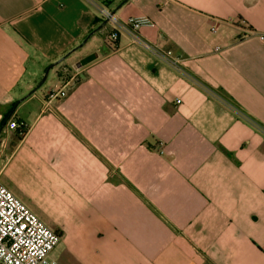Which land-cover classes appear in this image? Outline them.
<instances>
[{
    "label": "crops",
    "instance_id": "obj_1",
    "mask_svg": "<svg viewBox=\"0 0 264 264\" xmlns=\"http://www.w3.org/2000/svg\"><path fill=\"white\" fill-rule=\"evenodd\" d=\"M122 1L0 0L2 183L59 233V264H264V0L116 11L178 67L108 23L84 43Z\"/></svg>",
    "mask_w": 264,
    "mask_h": 264
},
{
    "label": "built area",
    "instance_id": "obj_2",
    "mask_svg": "<svg viewBox=\"0 0 264 264\" xmlns=\"http://www.w3.org/2000/svg\"><path fill=\"white\" fill-rule=\"evenodd\" d=\"M99 11L101 17L108 20L111 26L107 35L108 43L114 44L122 33L130 32L135 43L155 53L170 65L178 67L181 60L174 57L171 51H161L140 37V29L152 25L148 18L130 17L122 21L116 15H112V11L106 7H101ZM216 29L214 27L212 31L215 32ZM262 39L264 40V37ZM76 81L77 74L68 75L66 73L63 86L58 90L49 91L46 104L50 105L67 98ZM8 128L20 130L24 126L12 121ZM60 241L59 233L48 228L32 210L4 186L0 179V263L59 264L50 255L58 247Z\"/></svg>",
    "mask_w": 264,
    "mask_h": 264
},
{
    "label": "water",
    "instance_id": "obj_3",
    "mask_svg": "<svg viewBox=\"0 0 264 264\" xmlns=\"http://www.w3.org/2000/svg\"><path fill=\"white\" fill-rule=\"evenodd\" d=\"M129 0H123L119 5H118V7L114 10V11H112V15H115L116 14V11L119 9V8H121L123 5H125L127 2H128ZM108 23V20H104L103 21V23L97 28V29H95L94 31H92L89 35H88V37L85 39V41H84V43L85 42H87L88 40H89V38L90 37H92L97 31H99L100 29H102L106 24ZM63 59H65V57H63ZM62 59V60H63ZM61 60V61H62ZM61 61H58V62H56V63H53V64H51L48 68H47V70H46V72H45V74H44V76H43V78L41 79V81L38 83V85L31 91V93L30 94H33L34 92H36L45 82H46V80H47V78H48V76H49V73H50V71H51V69H53L55 66H57ZM21 101H18V103L17 104H19ZM3 128H4V125H2L1 127H0V134H1V132L3 131Z\"/></svg>",
    "mask_w": 264,
    "mask_h": 264
},
{
    "label": "trees",
    "instance_id": "obj_4",
    "mask_svg": "<svg viewBox=\"0 0 264 264\" xmlns=\"http://www.w3.org/2000/svg\"><path fill=\"white\" fill-rule=\"evenodd\" d=\"M3 125V124H2ZM26 129L25 128H22L20 130H17V135L19 138H21L22 136H24L26 134ZM1 264V263H0Z\"/></svg>",
    "mask_w": 264,
    "mask_h": 264
},
{
    "label": "rangeland",
    "instance_id": "obj_5",
    "mask_svg": "<svg viewBox=\"0 0 264 264\" xmlns=\"http://www.w3.org/2000/svg\"><path fill=\"white\" fill-rule=\"evenodd\" d=\"M54 74H52L51 76L53 77Z\"/></svg>",
    "mask_w": 264,
    "mask_h": 264
}]
</instances>
